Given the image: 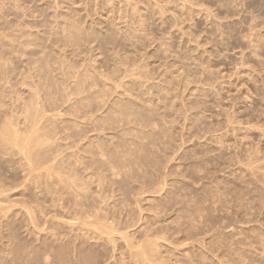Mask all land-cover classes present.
<instances>
[{
  "label": "rangeland",
  "instance_id": "1",
  "mask_svg": "<svg viewBox=\"0 0 264 264\" xmlns=\"http://www.w3.org/2000/svg\"><path fill=\"white\" fill-rule=\"evenodd\" d=\"M32 102L53 156L0 140V264H264V0H0V127Z\"/></svg>",
  "mask_w": 264,
  "mask_h": 264
},
{
  "label": "bare ground",
  "instance_id": "2",
  "mask_svg": "<svg viewBox=\"0 0 264 264\" xmlns=\"http://www.w3.org/2000/svg\"><path fill=\"white\" fill-rule=\"evenodd\" d=\"M223 32H224V31H223ZM237 63H238V62H237ZM209 74H211V72H210ZM205 79H206V78H205ZM207 80H208V79H207ZM167 82H168V84H169L170 81H167ZM169 85H170V84H169ZM167 87H168V86H167ZM167 87H166V88H167ZM165 90H166V89H165ZM167 90H168V89H167ZM168 91H169V90H168ZM165 92H167V91H165ZM167 93H168V92H167ZM161 95H163V94H161ZM164 95H166V93H165ZM167 96H168V94H167ZM122 97H123V96H121V95H120V97H116V99L119 98V100H118V101H119L118 105H120L119 107H122V108H119V109H118V107H117V108H115V110H116V109H118V110L122 109V110H124L125 112L121 115V113H120L119 111H117V112H119V114H120L121 117L119 116V114H117V116L115 115L117 118H114V117H115V116H114V117H112V119H110V120H113V121L106 120V121H104V122H106V123H108V122L110 123V122H111L112 124H114V122H116L117 120H119L118 118H120V121H121L120 124H121V125H124V124H127L128 122H131V121L129 120V118H130L131 116H132L133 119H131V118H130V119H131V120H134L135 117H136V115H137V118H136L137 121H136V122H140L141 124H142L143 122L146 123V124H147V122L149 123V121L147 120V119H149V117H147V112H145V111H141V110L139 111V110L137 109L138 107L134 109V107H136V105L132 102L133 104H132V106H131V102H127V100H126V101H125V100L123 101V100H122V99H123ZM130 97H131V96H130ZM130 97L127 96V98H130ZM121 98H122V99H121ZM127 98H126V99H127ZM116 99L113 98L112 101H113V100L116 101ZM120 99H121V100H120ZM131 99H134V98H131ZM165 99H166V97H165ZM118 101H116V104H117ZM128 101H129V100H128ZM133 101H134V100H133ZM135 101L138 102V100H135ZM113 102H114V101H113ZM141 103H143V102H141ZM136 104H138V103H136ZM133 105H134V106H133ZM141 105H143V104H141ZM144 105L147 106V104H144ZM168 105H169V104H168ZM168 105H167V106H168ZM95 106H97V104H96ZM116 106H117V105H116ZM123 106H124V107H123ZM97 107H99V103H98V106H97ZM111 107H113V106L111 105L110 107H108V109L110 108L109 110H112V109L114 108V107H113V108L111 109ZM140 107H141V106H140ZM143 107L146 108L145 106H143ZM150 107H151L152 109H154L152 106H150ZM141 108H142V107H141ZM43 110H44V109H43ZM43 110H41L39 107H37V106L35 105L34 102H32V103H30V104L28 105L26 111H27V118L30 119V120H27V122L30 121V125H29L30 127H29V129H28L25 133L20 132L17 128L14 127L15 125H13V124H12L11 122H9V121L5 122V123L0 127V138H1L0 140L4 141V142H2V144H8L7 147L10 146V145L13 146V147H18V148L20 149V151H22V152H21V153L19 152V154H17V155H21V156L23 157V154H22V153H24V154L26 155V157H23V159H24V158H25V159L28 158V159L30 160V162H27V164L31 163V164H33V166L35 165V166L33 167V169H34L35 167L37 168V165H40V163H43L42 161H44L43 159H44V156L46 155L44 152L46 151V153H47V147H46V150H41L42 147H41V149H40L41 142L43 143L44 141H43V140L40 141V139H39V135H38V131H37V129H38L37 127H39L38 125H40V124H38L39 121H40L39 118H40V116L43 114ZM115 110H112V112H111V111H107V109H106L105 112H107V113H106V115H107V119H109V117H110V116L108 117V115L112 114L111 116H113V113L115 114V112H116ZM122 110H120V111H122ZM148 110H149V111L151 110V109L149 108V106H148L147 111H148ZM109 112H111V113L108 114ZM122 112H123V111H122ZM127 112L130 113V114H132V113H134V114L130 115L129 118H127V117H128V116H126V114H128ZM151 113H155V112L153 111V112H151ZM128 115H129V114H128ZM134 115H135V116H134ZM155 115H156V114H155ZM155 115H152L153 118L155 117ZM159 115H160V114H159ZM148 116H149V114H148ZM161 116H162V115H161ZM103 117H104V116H103ZM150 118H151V116H150ZM160 118H161V117H160ZM160 118H159V119H160ZM105 119H106V118H105ZM116 119H117V120H116ZM151 119H152V118H151ZM151 119H150V121H152ZM163 119H164V118H163ZM228 119H229V118H228ZM114 120H116V121H114ZM146 120H147V121H146ZM164 120H165V119H164ZM164 120H162L163 123L165 122ZM145 121H146V122H145ZM153 121H154V120H153ZM153 121H152L151 123H153ZM155 121H156V120H155ZM162 121H161V122H162ZM100 122H101V121H100ZM104 122H101V123L97 124V125H99V128H103L102 125H103V126L105 125ZM230 122H231V121H230ZM159 123H160V120H159ZM28 124H29V123H28ZM120 124L117 123L116 125H120ZM154 124H156V123H154ZM157 124H158V122H157ZM157 124H156V125H157ZM97 125H94V126H92V127L95 128V126H97ZM100 125H101V126H100ZM106 125H107V124H106ZM121 125H120V126H121ZM130 125H131V124H130ZM138 125H139V123H137V126H138ZM142 125H143V124H142ZM147 125H148V127H149V126H153L152 124H151V125L147 124ZM27 126H28V125H27ZM108 126H111V125L108 124ZM131 126L134 127V124L131 125ZM145 126H146V125H145ZM145 126H144V127H145ZM77 127H78V126H77ZM106 127H107V126H105V128H106ZM111 127L113 128V127H115V126H111ZM142 127H143V126H142ZM94 128H93V129H94ZM97 128H98V126H97ZM97 128H96V129H97ZM99 128H98V129H99ZM125 128H126V127H125ZM138 128H139V127H138ZM44 129H45V128H44ZM107 129H111V128H108V127H107L106 130H107ZM113 129H115V131L113 130L114 132L117 131L116 128H113ZM126 129H128V128H126ZM146 129H147V128H146ZM153 129H154V128H152V129H150V130H153ZM21 130H22V129H21ZM39 130H40V129H39ZM74 130H75V129H73V130L70 131V132L75 133L76 131H74ZM77 130H78V129H77ZM129 130H132V129H129ZM133 130H134V129H133ZM140 130H141V129H140ZM144 130H145V129H144ZM144 130H143V132H144ZM157 130H159V128H158ZM43 131H44V130H43ZM99 131H100V130H99ZM109 131H111V130H109ZM127 131H128V130H127ZM146 131H148V130H146ZM160 131H162V130H160ZM44 132H45V131H44ZM101 132H102V131H101ZM103 132H105V131H103ZM121 132H123V131H121ZM121 132L119 133V135L121 134ZM143 132H141V133H139V134H146V133H143ZM148 132H150V131H148ZM164 132H165V131H164ZM164 132H162V135H161V133H159V135H161V138L163 137V134H165ZM45 133H46L47 136H48L49 133H47V131H46ZM72 133H71V135H70V134H69V135L72 136V137H74V136L72 135ZM79 133H80V132H79ZM79 133H77V134H79ZM85 133H86V132H85ZM125 133H128V132H125ZM136 133H138V132H137V129H136ZM154 133H157V132H156V128L154 129L153 132H151V133H149V134H154ZM100 134H101V133H100ZM106 134H107V133H106ZM106 134H104V135L106 136ZM133 134H134V133H133ZM133 134H131L130 136H132ZM167 134H169V133L167 132ZM84 135H86V134H84ZM110 135H111V134H109V136H110ZM125 135H127V134H125ZM159 135H158V133H157L155 136L152 135V138H151V139H152V140H156L157 138H159V137H156V136H159ZM42 136H43V134H42ZM78 136H79V135H78ZM86 136H87V135H86ZM135 136L139 137V136L136 135V134H135ZM146 136L151 137V136H149V135H146ZM120 137H122V136H120ZM120 137H119V138H120ZM128 137H129V136H128ZM148 137H147V138H148ZM153 137H154V138H153ZM155 137H156V139H155ZM165 137H166V136H164V138H162V140L165 139ZM40 138H41V137H40ZM79 138H81V137H79ZM83 138H84V137H82V139H83ZM106 138H110V137H106ZM111 138H112V137H111ZM125 138H126V136H125V137H122L123 140H126ZM131 138H132V137H131ZM147 138H144V139H146V144H145V143H144V144L147 145V146H150V148H148L149 150L147 149V150H145L144 152H148V151H150V149H152V148H151L152 144H151V145L147 144V143H148V142H147V140H148ZM167 138H168V137H167ZM43 139H44V138H43ZM77 139H78V138H77ZM77 139H76V140H77ZM120 139H121V138H120ZM135 139H136V137H135ZM141 139H142V138H141ZM141 139H140V140H141ZM144 139L142 140V143H143ZM97 140H99V139H97ZM117 140H118V139H117ZM152 140H150L149 142L152 143ZM162 140L160 141L159 139H157L156 141H157V143H159V141H160V142H163ZM165 140H166V139H165ZM45 141H47V140H45ZM79 141H80V140H79ZM108 141H109V139H108ZM118 141H119V140H118ZM118 141H117V144L119 143ZM128 141H129V140H128ZM130 141H131V140H130ZM156 141H155V143H156ZM47 142H48V141H47ZM105 142H106V139L104 140V143H105ZM123 142H124V141H123ZM132 142H133V144H135V143H139V146H142V145H141L142 143H140V141H139V142H134V141H132ZM169 142H170V141H169ZM109 143H110V142H109ZM120 143H121V142H120ZM129 143H130V142H129ZM155 143H154V144H155ZM92 144H93V142H92ZM101 144H102V142H101ZM101 144H99V146H102V147H103V144H102V145H101ZM97 145H98V144H97ZM105 145H107V144L105 143ZM108 145H109V144H108ZM118 145H119V147H120V146H126V145H128V142H127V143L124 142L123 144L121 143V144H118ZM118 145H116V147H118ZM129 145L132 147L131 143H130ZM129 145H128V146H129ZM156 145H157V144H155V145H153V146L156 147ZM159 145H160V144H159ZM159 145H158V146H159ZM168 145H169V143H168ZM43 146H44V145H43ZM130 146H129V147H130ZM166 146H167V145H165L164 148H166ZM7 147H6V148H7ZM13 147H9V148H7V149H10V148H13ZM48 147H49V145H48ZM97 147H98V146H97ZM49 148H50V147H49ZM92 148L95 150V147L92 146ZM99 148H101V147H99ZM99 148H97V149L102 151V149H99ZM139 148H141V147H136V145H135V147H134L135 150H136V149H139ZM142 148L145 149L144 146H142ZM164 148H161L162 150L160 149L159 151H163V150H165ZM86 149H87V148H86ZM106 149H108V148H106ZM122 149H127V150H128V147H126V148L123 147ZM134 149H132V150H134ZM94 150H92L93 152H91L90 149H89L88 151H90L91 154H92V153L95 154V157H96V156L99 157V155L104 154L103 152H101V154H96ZM98 150H97V151H98ZM115 150H116V149H115ZM127 150H126V151H127ZM141 150H142V149H141ZM141 150H140V153H141ZM167 150H168V146H167V148H166L165 151H167ZM97 151H96V152H97ZM142 151H143V150H142ZM159 151H158V152H159ZM12 152L15 153V149H13ZM48 152L51 153V150H49ZM98 152H99V151H98ZM98 152H97V153H98ZM130 152H132V153L135 152L134 156H135V155H138V152L136 153V151H130ZM158 152H157V154L155 153V156L157 155V157H158L159 155H160V156L162 155V154H160V153H163V152H160V153H158ZM14 153H13V154H14ZM49 153H47V154H49ZM99 153H100V152H99ZM132 153H131V154H132ZM164 153H166V152H164ZM93 154H92V156H93ZM49 155H52V154H49ZM108 155H110V153H108ZM108 155H107V156H108ZM114 155H116V158H115V159H116V162H119L120 160H119V161L117 160V157H118L117 154H114ZM128 155H129V154H128ZM150 155H152V154L150 153ZM52 156H53V155H52ZM52 156H50V157H52ZM92 156H91V161H98V160H96V159H98L97 157H96V158H93V159H95V160H92ZM102 156H103V155H101V157H102ZM160 156H159V160L162 159V158H161L162 156H166V155H162L161 157H160ZM112 157H113V156H112ZM112 157H110V160H111ZM114 157H115V156H114ZM114 157H113V158H114ZM135 157H136V156H135ZM137 157H139V156H137ZM148 157H151V156H148ZM157 157H155V158H157ZM48 158H49V157H48ZM48 158H47V159H48ZM140 158H141V157H139V159H140ZM155 158H154V160H155ZM163 158H164V157H163ZM20 159H21V158H20ZM51 159L54 160L53 158H51ZM100 159H101V158H100ZM118 159H119V158H118ZM148 159H150V158H148ZM152 159H153V157L151 158V160H152ZM26 160H27V159H26ZM52 160H51V161H52ZM112 160H113V159H112ZM124 160H125V159H124ZM145 160L147 161V159H145ZM145 160L143 161V163L146 162ZM151 160H149V161H151ZM154 160H153V162H152V163H154V164L151 163V164L148 165V166L153 165V166H152V168H153V167L155 166V164H157V163L159 164L160 161L157 162L156 160H155V161H154ZM49 161H50V160H49ZM51 161L48 162L47 164H50ZM139 161H140V160H139ZM139 161H138V162H139ZM149 161L147 162L148 164H149ZM107 162H110L109 159L107 160ZM92 163H93V162H92ZM96 163H97V162H96ZM102 163H103V162H102ZM111 163H112V162H111ZM114 164H115V163H114ZM114 164H113V166H114ZM123 164H124V163H123ZM144 164H146V163H144ZM41 165H42V164H41ZM41 165H40V166H41ZM44 165H45V164H44ZM50 165L53 166L52 163H51ZM93 165H94V164H93ZM110 165H111V164H110ZM116 165H117V164H116ZM146 165H147V164H146ZM25 166H26V165H25ZM144 166H145V165H142L141 167H144ZM26 167H28V166H26ZM29 167L31 168V165H29ZM42 167L44 168L45 166H42ZM51 168H52V167H51ZM146 168H147V170H149L148 167L145 166V169H144L145 171H146ZM26 169H27V168H26ZM26 169H25V171H26ZM33 169H32V170H33ZM37 169H38V168H37ZM37 169H35V170H33V171H36ZM44 169H45V168H44ZM38 170H39V169H38ZM28 171H29V170H28ZM29 174H30V173H29ZM26 175H27V174H26ZM64 176H65V175H64ZM64 176H62L63 178L60 177L61 180L65 178ZM27 177H28V176H27ZM69 178H70V176H69ZM70 179H71V178H70ZM28 180H29V178H28ZM72 180H73V178H72ZM72 180L70 181V180L67 179V181H70V182H72ZM62 182H63V180H62ZM73 182L75 183L76 181H73ZM73 182L70 183V185H72V184L74 185ZM67 183H69V182H67ZM67 183H66V184H67ZM76 185H77V184H76ZM0 192H1V191H0ZM25 207H27V206H25ZM103 217H104V216H103ZM103 217H102V218H103ZM97 218H98V217H97ZM105 219H106V218H105ZM96 220H97V219H96ZM100 220L103 222V224H105L106 221L104 222V220H102V219H100ZM80 221H81V220H80ZM83 221H84V220H82L81 223H82ZM85 221H86V220H85ZM85 221H84L83 223H85ZM77 222H78V221H77ZM71 223H73V222H71ZM86 223H87V222H86ZM86 223H85V224H86ZM95 223H99V221H97V222H95ZM106 223H107V222H106ZM91 225H92V223H91ZM101 225H102V224H101ZM107 226H109V225L107 224L106 227H107ZM98 228H100V227H98ZM109 229H111V228H109ZM113 229H114V228H113ZM109 231H110L111 233L113 232V230H109ZM109 231H105V232L108 233V234H110ZM100 232H104V231H101V230H100ZM100 232H99V233H100ZM100 234H101V233H100ZM108 234H107V236H108ZM110 236H111V235H110ZM110 236H109V237H110ZM110 238H111V237H110ZM149 242H150V240H148V242L146 243V246H148V249L150 250L149 252H151V251L154 250V248L151 249V247H150V246H151V243H149ZM143 246H145V245H143ZM143 248H144V247H143ZM143 252H146V250L143 251Z\"/></svg>",
  "mask_w": 264,
  "mask_h": 264
}]
</instances>
